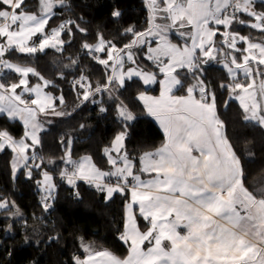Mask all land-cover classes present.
Returning <instances> with one entry per match:
<instances>
[{"label":"snow or ice","instance_id":"6c2138e0","mask_svg":"<svg viewBox=\"0 0 264 264\" xmlns=\"http://www.w3.org/2000/svg\"><path fill=\"white\" fill-rule=\"evenodd\" d=\"M145 28L121 32L120 46L97 33L96 43L85 39L80 51L102 66L103 79L93 84L81 74L71 82L81 103L100 104L98 97L116 101L115 134L103 154L111 168L101 170L91 156L73 159L72 138L61 144V181L76 187L83 181L105 200L124 198L126 215L119 240L126 254L117 255L81 239L82 255L73 264H264V191L250 189L241 159L224 133L218 115L216 89L204 77L203 65L222 66L218 85L227 93V108L237 102L245 125L264 130V0H143ZM67 0H0V153L10 150L13 176L22 172L36 179L47 211L57 184L37 155L49 117L66 111L62 91L32 66L38 53H63L76 33L87 29L74 20L50 22L69 8ZM121 12L114 10L112 17ZM248 29L243 35L239 29ZM69 57L65 69L79 67ZM61 78H65L63 72ZM158 85L159 95L140 91L147 115L163 132L155 151L131 155L126 148L135 114L120 99L129 81ZM18 123L14 136L7 125ZM84 127L83 124L80 125ZM39 161V162H37ZM55 164L49 159L48 165ZM21 215L14 201L0 197V218L11 230ZM141 220L143 224H141Z\"/></svg>","mask_w":264,"mask_h":264},{"label":"trees","instance_id":"16d2710c","mask_svg":"<svg viewBox=\"0 0 264 264\" xmlns=\"http://www.w3.org/2000/svg\"><path fill=\"white\" fill-rule=\"evenodd\" d=\"M67 3L70 7L50 23L55 27L61 20L77 21L80 27L87 29L86 37L77 32L72 44L66 45L63 53L48 49L32 60V66L57 85L51 89L53 94L58 95L62 91L65 105L59 110L69 113L63 117L53 116L52 123L41 133L42 144L37 149V155L44 158L46 170L53 174L57 184L55 199L49 201L51 207L45 211L41 191L35 183L40 178L39 170L34 171L32 180L26 179L22 172L13 176V154L10 150L0 153V197L14 201L21 213L9 221L13 223L10 231L7 230L8 222L0 218V264H73V256L82 255L81 239L117 255L126 254L127 246L119 240L124 220V198L115 194L106 201L101 193L83 181H77L76 187L69 186L59 178V169L63 167L59 158L65 151L61 139L66 141L71 137L73 159L91 156L101 170L111 168L105 163L103 150L121 130L116 101L109 100L105 94L100 100L107 111L101 113L100 104L80 102L71 82L80 76L81 69L93 84L102 81V66L84 56L80 51L81 44L85 39L90 44L96 43L97 33H101L106 40L120 46L124 29L132 26L145 28L146 6L143 0H67ZM29 7L36 10V0H29ZM114 10L121 12L119 18L112 17ZM239 30L243 35L249 32L248 29ZM77 56L80 57L79 67L65 69L68 58ZM202 67L204 77L216 89L218 115L224 122L226 136L241 159L246 183L250 189L264 191V130L241 122L237 102L225 107L227 93L218 87L225 78L222 66L210 62ZM61 72L65 78L60 77ZM144 90L152 95L159 93L158 85L146 88L142 82L134 80L120 89V99L128 106ZM0 125H6V121L0 119ZM7 126L14 136L21 135L22 127L18 123ZM162 140L163 132L154 118L136 116L126 148L138 158L145 151L156 150ZM49 159L55 164L48 165Z\"/></svg>","mask_w":264,"mask_h":264},{"label":"rangeland","instance_id":"374dc122","mask_svg":"<svg viewBox=\"0 0 264 264\" xmlns=\"http://www.w3.org/2000/svg\"><path fill=\"white\" fill-rule=\"evenodd\" d=\"M73 81V80H72ZM146 88H151L153 86H145ZM148 95L154 96L152 94H149V92H147ZM98 99H101V97H98ZM129 109L135 114V116H142V115H147L146 109H144L142 102H140L137 98L136 100L131 103L130 105H128ZM52 117H49V119L52 120ZM153 118V117H152ZM155 120V119H154ZM48 124L45 126L47 129ZM55 182V180H54ZM41 194L43 196V192L41 191Z\"/></svg>","mask_w":264,"mask_h":264},{"label":"crops","instance_id":"0c3cea01","mask_svg":"<svg viewBox=\"0 0 264 264\" xmlns=\"http://www.w3.org/2000/svg\"><path fill=\"white\" fill-rule=\"evenodd\" d=\"M149 94H151V93H149ZM159 95V93L157 94V95H154V96H158ZM157 123V125L159 126V124H158V122H156ZM224 133H225V135H226V132H225V129H224ZM153 151H155V150H153ZM19 173V172H18ZM17 173V174H18ZM125 215H126V209L124 208V217H125ZM142 221V220H141Z\"/></svg>","mask_w":264,"mask_h":264}]
</instances>
